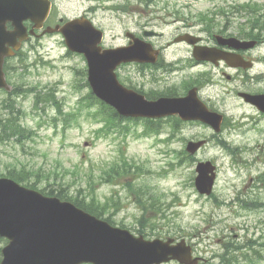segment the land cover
Instances as JSON below:
<instances>
[{
	"label": "rangeland",
	"instance_id": "374dc122",
	"mask_svg": "<svg viewBox=\"0 0 264 264\" xmlns=\"http://www.w3.org/2000/svg\"><path fill=\"white\" fill-rule=\"evenodd\" d=\"M55 1L58 15L68 18L81 14L89 6L94 8L96 11L91 19L104 32V48L125 45L124 33L135 32V23L141 18L137 11L145 7L139 0ZM246 2L263 4L264 0H156L152 8H163L168 4L173 12L179 11L185 21L157 26L155 32L161 36L151 42L156 48L161 47L186 30L207 37L202 14L214 17L218 29L226 26L232 33L244 22L232 9L233 5ZM110 6H115L112 11L102 9ZM121 7L125 11L116 10ZM222 9L226 15L219 13ZM218 29L210 32L215 33ZM25 50L24 61L18 60V75L13 80L15 86L33 87L34 91L44 94L55 89L64 113L75 112L79 99L89 92L85 87L86 75L79 74H86L84 58L68 52L63 38L57 34L33 41ZM254 54L264 59V47ZM190 55V47L175 44L167 50L165 58L169 63L186 64L175 74L178 86L184 85L183 80L199 76L211 80L199 92V98L210 110L226 118L221 134L214 135L207 125L199 122L184 123L173 129L171 120H162L157 123L161 128L160 135L145 133L147 127L143 121H127L124 123L128 129L126 137L122 135L121 127H118L121 129L119 134L113 130L107 136L98 137L97 130L102 123L83 115L76 124L72 123L63 130L60 123H53L58 116L53 105L42 103L35 106V93H23L14 100L16 109L21 110L22 124L31 133L23 145L14 140L0 144V174H6L12 168L40 173V178H31L40 181L38 188L54 193L63 190L85 203L90 200V196H85L89 191L87 183L94 180L96 202L107 204L102 219L110 218L114 226H123L138 236L137 230L141 228L138 219L143 213L134 191H128L126 183H129L137 193L140 189L147 192L144 195L140 191L146 199L153 194L159 199L146 215V240L184 239L192 246L194 256L205 260L203 264H218L224 246L231 241L241 246L238 252L228 256L232 264H264V206L240 207L242 200L247 204H264V187L257 184V177L264 172V118L237 97L238 91L264 90V84L245 82L241 77L228 81L222 77L221 69H212L208 65L190 67L187 64ZM226 72L236 75L231 70ZM257 72L264 74V62L249 76ZM116 73L122 85L141 87L145 91L151 89L136 67H121ZM6 98V94L0 92V115L5 112L2 103ZM121 124L123 126V122ZM168 136L171 140L164 141ZM198 140L208 142L193 157L195 162L181 159L180 154L185 152L187 142ZM219 140L238 148L239 153L233 157ZM121 153L128 161L142 167L139 177L134 175L130 181V175L114 185L99 181L102 170L120 161ZM206 161L217 168L215 186L209 197L199 195L194 187L196 164ZM135 172L132 169V173Z\"/></svg>",
	"mask_w": 264,
	"mask_h": 264
},
{
	"label": "water",
	"instance_id": "95a60500",
	"mask_svg": "<svg viewBox=\"0 0 264 264\" xmlns=\"http://www.w3.org/2000/svg\"><path fill=\"white\" fill-rule=\"evenodd\" d=\"M27 0H0V25L6 19L16 29L27 17L33 22L40 12L39 0L27 9ZM49 3L41 17H46ZM28 13V15H27ZM32 13V15H31ZM35 27H39L37 24ZM60 32L65 45L73 53L82 54L87 63V81L92 93L113 108L121 117L162 118L178 116L182 121H200L219 133L223 117L210 112L197 98L196 89L183 98H161L146 101L142 95L124 88L117 80L115 69L122 63H155L159 52L148 43L135 39L128 47L102 49V32L86 19H75L61 28L48 29V33ZM186 35L175 41L194 45L198 39ZM217 39L222 45L235 49H249L255 42H243L236 38ZM197 60L228 61L229 54L194 48ZM0 88L9 87L3 81L0 70ZM245 102L264 113V95L239 94ZM204 141L189 142L186 151L194 155ZM195 188L200 195L209 196L215 181V166L211 162L198 163ZM0 237L7 241L1 250L0 264H163L177 261L179 264H198L192 248L185 240H145L135 237L128 230L109 225L69 202L46 197L26 189L14 181L0 178Z\"/></svg>",
	"mask_w": 264,
	"mask_h": 264
},
{
	"label": "trees",
	"instance_id": "16d2710c",
	"mask_svg": "<svg viewBox=\"0 0 264 264\" xmlns=\"http://www.w3.org/2000/svg\"><path fill=\"white\" fill-rule=\"evenodd\" d=\"M232 9H234L236 13H239L244 21L243 23L239 24L232 33H228L229 29L226 26H224V29H218L217 26L214 25V17H209L208 15L202 16L201 21L203 23L205 22L207 30L218 29V34L236 36L241 40H252L258 43H264V3L258 4L248 2L243 4H236L233 5ZM219 13L226 15L224 9L220 10ZM228 22H226V24ZM79 74H81L82 76L85 75L83 72H79ZM85 87H88L86 82ZM40 103H49L56 108L58 116L57 119H54L55 121H53V123H56L60 120L63 129L69 127L70 125H72V123L76 124V122L79 120L78 118L82 117L83 111H86V116H89V118L94 119V121L96 122L102 123V126L97 130L98 137L107 136L109 135V133H112L113 130L115 133L119 134L121 133V129H119L118 127L123 128L124 133H122V135L126 137V133L128 130L126 129L124 124L123 126L121 124L122 122L124 123V120L122 118H119L111 108L97 100L90 91L85 96L79 99L75 112H63L62 105L56 98L55 89H51L49 91L47 90L46 93L43 95L41 92H36L34 104L37 106ZM5 108L9 110V115L6 120H0V144H3L10 140H14L17 143L23 145V141L29 137L31 131H28L19 123V110L14 109L12 104L5 105ZM175 121L176 122H174V126H178L179 122L177 120ZM219 143L225 150L235 155L234 148L228 146L224 141H220ZM180 157L185 161H194L193 158L187 156L184 152L180 154ZM132 169H134L136 172L132 173ZM141 173V166L136 165L135 162L128 161L122 156L120 161L114 162L107 168L102 170V174L99 181H103V183L115 184L130 175L132 176V178L130 179L131 181L134 178V175H136L135 178H138ZM0 177L12 179L27 188L39 191L45 196H55L60 200L72 202L77 207L96 217H102L104 215V212L106 211L105 209L107 207V204L100 205L95 200L93 186L94 180H90L87 183L89 191L87 192V194H85V196H90V200L88 203H85L83 200H80L77 196L69 195L63 192V190L54 193L53 190H47L46 188H38V184L40 183V181L38 179L32 181L31 178H40V173H32L25 170L24 168H12L11 170H8L6 174H0ZM126 186L129 192L134 191L133 195L137 196L138 205L143 213L138 219L141 228L138 229L137 232L139 235H143L144 237H146V235H148L144 228V223L147 222L146 215L149 212L151 206H155L159 199L157 198L156 194H153L151 197L146 199V197L143 196V194L141 193L144 191L143 189H140L141 192L139 191L137 193L136 190H134L132 188V185H130L129 183H126ZM143 193L144 195L147 194V192ZM105 220L110 224H113L110 218H107ZM5 243L6 241L0 238V260L1 248L3 247V245H5ZM239 249L240 247L229 242L228 245L224 246V252L223 254H221L220 262L218 264H232L231 259L228 258V256L231 255L232 251H238Z\"/></svg>",
	"mask_w": 264,
	"mask_h": 264
},
{
	"label": "flooded vegetation",
	"instance_id": "af4514ba",
	"mask_svg": "<svg viewBox=\"0 0 264 264\" xmlns=\"http://www.w3.org/2000/svg\"><path fill=\"white\" fill-rule=\"evenodd\" d=\"M28 1V0H27ZM26 1V2H27ZM47 1V0H44ZM50 2V11L45 19V21L42 23V27L40 29H33L34 28V22H32L30 19H25L22 21V25L25 28V32L27 34V38L21 39L19 36H16L12 33H15V28L12 25V21H9L6 19L3 23V26L0 25V34L1 39H4V44L2 46V43L0 42V61H1V69L5 78L6 83L10 85H15V82L13 80L16 78L17 71H18V60L20 57H22L26 52L25 47L28 44H31L33 41H39L41 38H44L46 35H43V32L48 27H56L58 25H62L67 19L63 16L58 15V9H57V3L55 0H48ZM100 0H97L99 3ZM142 2L149 1V0H139ZM28 4V2H27ZM144 8L139 9L137 12H139L140 20L139 22H136L135 25L137 29L135 32L126 31L124 33V36L130 32L132 33L136 38L140 40H144L146 42H150L152 44V39L158 38L161 36V34L155 32V28L159 25L165 24L169 25L172 22L177 23L179 19L177 18L176 11L173 12V9L166 4L164 8H152L149 4H144ZM115 6L110 7H102L104 10H113ZM118 11H125L122 7L117 8ZM96 10L89 6L83 13H81V16L91 18L94 15V12ZM80 16V17H81ZM63 21L61 22V20ZM152 32L156 33L157 35H149ZM189 33L188 30L183 31L182 34ZM8 34V36H7ZM130 43L129 39H126V43L124 46H128ZM153 45V44H152ZM172 42H167L165 45L158 47L161 50V54L159 57L158 62L155 65H148V64H137V63H129L126 65H123L122 67H132L133 69L136 67L138 71H140V76H144V78L147 79L148 84H150V90L145 91L141 87H134L131 85H128L125 81V84H127V88L132 89L136 91L137 93L143 95L147 100L149 101H155L161 97H167L168 95H176L178 90H180L178 83L176 81V76H174V71H180L183 69V67L186 66L184 63H175L173 66L171 63L167 64L165 63V57L167 55V50H169L173 46ZM200 45L205 46L208 48H217L225 52L234 53L235 55L241 56L245 61L251 60L252 64L257 63V57L253 54L251 51H235L232 49H228L226 46H220L217 44V41L215 39V35L207 34V37L200 38ZM154 46V45H153ZM155 47V46H154ZM2 54H7L2 56ZM187 64L190 67L193 66H200V65H209L213 69H221L222 77L226 80H235L236 77L243 76L247 79L248 77V71L244 70L243 67L240 68H232L229 65H227L225 62L220 61L216 65L208 62H198L191 58L190 56L187 58ZM245 65V63H242ZM226 70H231L234 73H236L235 76L230 75L226 72ZM251 71V70H250ZM229 75L230 78L227 79L226 76ZM196 82L194 84H197V81L200 79L199 77H196ZM253 80V79H252ZM181 87V86H180ZM15 88V87H14ZM179 93V92H178ZM181 93V92H180ZM256 94L264 93V92H258L255 91ZM11 98H14L12 95Z\"/></svg>",
	"mask_w": 264,
	"mask_h": 264
}]
</instances>
